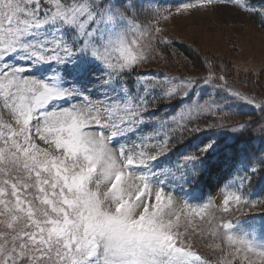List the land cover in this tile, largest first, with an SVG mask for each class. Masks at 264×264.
<instances>
[{"label": "snow or ice", "instance_id": "obj_1", "mask_svg": "<svg viewBox=\"0 0 264 264\" xmlns=\"http://www.w3.org/2000/svg\"><path fill=\"white\" fill-rule=\"evenodd\" d=\"M217 3L257 11L242 0H201L177 12ZM259 12L264 15V8ZM154 18L158 24L169 16L157 10ZM123 22L131 26L128 31H118ZM161 31L137 23L132 0L119 6L113 0H0V264H211L191 242L197 229L201 236L211 230L221 241L208 245L220 250L213 251L217 264H264V245L232 231L237 213L264 211V200L244 194L249 175L226 188L222 205L214 209L220 213L217 218L207 211L214 207L211 200L200 206L186 202L177 209L174 195L134 171L170 151L171 135L200 131L201 115L221 112L211 99L173 117L159 143L113 148L115 137L143 122L151 106L148 100L141 96L105 103L84 96L54 108L55 102L78 95L76 88L62 86L58 70L39 79L25 75L31 65L7 62L18 51L36 64L75 63L74 57L82 54L106 68L102 83L107 86L149 59L154 38L168 43L154 36ZM201 78L205 83L224 81L211 72ZM173 79L140 83L145 92L163 86L164 97L173 98L187 95L197 80L181 77L177 84ZM222 86L264 108V100L237 92L226 81ZM189 122L195 126L190 128ZM203 123L235 131L249 121ZM257 130L264 133V123ZM211 147L184 159L197 161ZM197 175L192 172L193 178Z\"/></svg>", "mask_w": 264, "mask_h": 264}, {"label": "rangeland", "instance_id": "obj_2", "mask_svg": "<svg viewBox=\"0 0 264 264\" xmlns=\"http://www.w3.org/2000/svg\"><path fill=\"white\" fill-rule=\"evenodd\" d=\"M119 2L120 4L127 3V0H119ZM132 2L135 5L137 23L159 27L162 31L154 34V36H162L168 41L165 44L155 38L153 39L155 52L150 53L149 59L136 70L145 69L146 72H156L157 74L154 77H145L144 79L168 80L171 77L175 78L172 83L178 84L181 77H195L197 80L191 88L197 87L200 92L205 91L207 94L200 103L196 101L195 104H202L211 99L214 104L219 106L218 109H230L239 106L257 107L240 97L233 96L228 88L222 86L224 81L218 82L214 79L212 83H205L201 77L208 76L210 72L203 70L204 64L198 61L197 65L201 70H195V63L184 58L182 51H180L178 44L187 43L199 50L206 61H213V67L216 71L217 69L224 71L228 78L232 79V83H227L228 87H235L237 92L255 97L257 100H264V27L251 13L233 4L221 3L177 12V9L184 4H199L201 0H132ZM242 3L245 7L249 5L251 8L256 9L259 16L264 18V15L259 12L261 8H264V2L260 7L252 5L250 0H242ZM157 10L162 15L169 16V18L167 20L160 19L157 24L154 18ZM130 27L127 22H123L118 31H128ZM26 56L27 53L18 51L9 56L7 62L13 66L28 67L31 65V70L26 72L25 75L39 79L51 77L54 70H58L61 73L63 85L77 89V96L71 100L55 102L52 105L54 108L67 107L71 103L80 102L84 96L105 103H126L130 98L138 99L141 96L145 98L159 89L165 90L163 86H160L150 87L145 92L142 84L138 82L140 88L134 95L125 85H116L119 78L110 85L105 86L102 80L104 78L103 74L107 70L102 64L94 61L92 57V60L86 61L76 55L74 57L75 63L69 60L63 64H36L23 58ZM173 58H176L177 62L172 61ZM218 62H222L227 67L224 65L218 66ZM81 67L86 70L78 72L77 69ZM165 72L169 73V76L163 77L162 74ZM211 74L219 76L216 72H211ZM217 94L221 96L218 99L215 98ZM177 96L173 98L163 97L161 102L164 103L157 110H169L171 104L176 102ZM221 112H217L216 116L220 115ZM228 113L222 112L223 116L218 117H224ZM175 116L178 115L173 114L170 122ZM204 116L212 115L205 113ZM219 122L224 123L223 121ZM233 122V119L227 121V123ZM233 131L230 127L225 130L228 134ZM167 133L168 125L164 122V119L154 115L148 121L143 120L142 123L135 125L131 130H125L123 134L115 137L112 140L111 147L125 146L131 148L143 146L146 143L156 144L164 140ZM201 133L196 140L198 151L209 144L212 147L207 152L215 151L218 142L206 131ZM172 137L171 135L169 138L170 151L157 160L148 162L146 166L136 167L134 171L137 174L147 175L154 187H162L166 192L174 195L177 198V209L183 208L186 202L193 206H200L211 200L214 207H210L207 211L219 218L220 213L214 209H218L222 205L224 195L228 190L226 188L235 187L238 184L237 178L247 175L249 165L246 162L244 152L232 148L218 151L215 157L209 160L205 173L199 181L200 185L196 188L192 185L190 175L197 166L202 164V156L197 161L186 162L184 158L196 152L185 155L179 154L176 151L184 148L172 147ZM38 143L40 142L38 141ZM184 145L185 143L180 144L182 147ZM152 150L154 151V149ZM207 156L208 153H206V158ZM180 173H183V176ZM231 190L234 191L235 189ZM244 194L245 196L249 194L257 201L264 200V184L248 194L244 191ZM246 214L237 213L232 217L234 223L233 234L247 237L257 246L264 245V211L251 212L249 215L251 218L246 217ZM181 219L183 221V216ZM198 221L199 218H197ZM204 227L207 228V225H204ZM199 231L197 229V233L192 234L191 242L198 250L202 249L209 257L216 258L213 251L219 253L220 250L209 248L208 245L221 243V241L219 238L210 235L211 230L205 231L202 236Z\"/></svg>", "mask_w": 264, "mask_h": 264}, {"label": "trees", "instance_id": "obj_3", "mask_svg": "<svg viewBox=\"0 0 264 264\" xmlns=\"http://www.w3.org/2000/svg\"><path fill=\"white\" fill-rule=\"evenodd\" d=\"M252 16L259 20L260 22L263 21V19L259 16V14L255 11L251 13ZM180 51H182V54L184 58L188 59L189 61H192L195 63L194 69L195 70H201V68L197 65L198 61H201L204 64V68L206 72H216L219 74V76L224 77V81L227 83H232V79L228 78V75L224 71H220L213 67V61L207 60L204 58L203 54L199 51L193 48L192 46H189L187 43H180L178 44ZM172 61L177 62L176 58H173ZM191 65V63H190ZM218 66L224 65L222 62L217 63ZM226 66V65H224ZM227 67V66H226ZM143 74L145 69L142 70H136L134 68L132 70L131 76H135L136 73ZM209 74V73H208ZM131 76H125V78H129L131 82H127L129 85L134 86L135 81L132 79ZM213 77H217V75L213 74ZM222 82V81H218ZM231 89L236 91L235 87H232ZM207 96L206 93L202 94L201 97ZM235 96V95H233ZM221 96L219 94L215 95V98H220ZM147 100L150 103V107L147 112L148 113L150 110L155 111V116L160 117L164 119V122L168 125V130L169 127L171 126V122L168 118H164L166 115H162V111L157 110V108H160L164 102H159L162 101L161 95L155 96L153 99L151 97L147 98ZM195 100V95H192L191 93L187 95L185 99L181 95H178L176 98V102H173L175 105L173 109L168 111V114H172L173 112L179 110L182 108V105L184 103H191L194 102ZM157 102H159L157 104ZM219 111L222 112H229L226 116L224 117H218V116H223L222 113L218 116H204L201 115L198 118V121L201 123V130L200 131H195L191 132V134L187 133H179V134H174L172 135L171 143L173 144L172 147H179V148H184V149H178V153L184 154V153H191V152H196L198 153L199 148H196V140L198 136L201 134V132H208L212 135L213 139L218 142V147L216 151H213L211 153H208L207 156V161L206 164L208 165L209 160L213 159L216 155V153L220 150L228 149V148H237L245 152V157L246 161L249 166L254 167L256 169L255 173L251 172V169H247V175L251 177L250 181L246 185V188L244 189L245 193H250L252 190H255L264 180V133L261 131H258V124L259 123H264V108L262 107H249V106H244V107H233V108H219ZM153 114V113H152ZM228 117H231L233 119V123H227ZM193 119H197L196 117H193ZM219 121H223L225 124H234L237 122H244L246 120L249 121V124L245 126L244 128H241L239 130H235L228 134L225 132V130L228 128V126L224 127H206V125L203 123L205 120L207 121L208 124L212 123H217ZM190 128L194 127L195 125L193 122H189L188 125ZM232 131V128H231ZM179 135V137H177ZM181 143H185L184 147L180 146ZM206 153L202 156V161L205 160L206 158ZM196 172H198V175L193 178L192 176V181L193 184L198 187L200 185L199 181L203 177V174L205 173V169H199L197 168ZM248 199L253 200L250 198V195L248 194L246 196ZM257 201V200H253ZM259 210V209H257ZM240 214V213H238ZM251 214L247 213L245 216H249ZM200 253L204 254V256L210 260L211 264H217V260L215 257H209L206 253H204V250L200 249L198 250Z\"/></svg>", "mask_w": 264, "mask_h": 264}]
</instances>
